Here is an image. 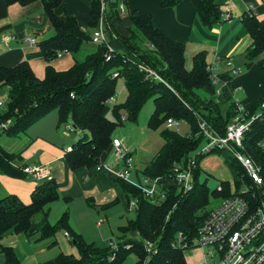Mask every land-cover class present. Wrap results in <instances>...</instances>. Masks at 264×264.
Instances as JSON below:
<instances>
[{"label": "trees", "instance_id": "1", "mask_svg": "<svg viewBox=\"0 0 264 264\" xmlns=\"http://www.w3.org/2000/svg\"><path fill=\"white\" fill-rule=\"evenodd\" d=\"M7 5L27 6L40 1L52 25L54 34L40 43L46 62L57 59L63 53L74 56L75 64L66 71H57L51 65L46 67L44 79H39L27 61L12 67H0V89L8 88V97L0 107V124L11 120L7 130L0 133L11 138L26 133L34 124L49 112H58V127L71 123L74 133L81 135L64 155L70 170L90 171L103 164V154L112 148L114 133L125 121H136L146 102L154 99V110L148 127L158 130L167 119L174 118L190 127L189 134L180 135L175 130L166 129L161 133L164 141L156 156L142 171L150 179L168 178L172 175L175 163H187L190 155L204 142L199 134V123L206 121L210 129L224 136L226 127L236 114L233 92L230 88L231 73L220 74L221 92L211 79L206 54L194 57L192 70L185 67V45L171 40L154 25L153 18L142 10L130 14L129 37L119 36L114 29V20H121L119 5L129 0H111L106 14L111 34L124 49L115 52L111 61H106L107 47L96 45L95 50L80 60L79 54L85 44L92 42V31L101 16L100 0H91L90 28L83 31L73 16L65 20L59 18L55 9L60 2L49 0H4ZM163 8L174 7L183 0H160ZM198 19L207 27L221 20V11L216 0H191ZM243 33L251 36L253 43L244 54L247 62H253L264 55V25L253 13L242 17ZM146 64L153 68L163 79L155 81L138 67ZM264 71V66H261ZM118 73L117 77H113ZM125 81L128 92L123 108L115 104L113 110L116 120L108 117L109 107L105 102L116 96L118 79ZM251 107L254 113L260 103ZM123 116L125 119L123 120ZM264 138V120H257L243 139V151L252 156L256 163L264 167V151L258 143ZM225 155V163L234 176L235 192L246 191L247 197L260 195L246 169L227 150L211 154ZM209 154V155H211ZM206 155V156H209ZM206 156L201 157L204 159ZM194 170V187L187 194L179 192L176 186L170 187L163 201L153 202L139 189L124 180L116 179L127 199L137 201L136 217L120 228L123 239L99 248L87 243L81 235L71 230L65 213L60 227L67 231L72 243L78 248L79 256L59 253L43 264H121L130 254L138 258L136 264H187L185 248L174 246L177 235L182 233L185 240L192 244L198 230L210 211L209 188L207 182H200L202 174L200 162ZM21 155L9 153L0 146V174L12 178L28 177L21 166ZM222 191L216 195L229 197L231 186L221 183ZM219 192V193H218ZM60 198L59 184L54 178H42L32 191L31 200L25 204L21 199L8 194L0 199V264H22L14 248L3 244L4 236L12 231L28 238L38 236L39 241L55 238L57 229L50 221V206ZM119 200L117 199L115 203ZM39 216V219L37 218ZM128 235H135L134 238ZM139 237L140 239H137ZM143 241H142V240ZM145 241L154 244V251L147 252ZM56 242H52L55 245ZM190 248H193L190 246ZM189 249V248H188Z\"/></svg>", "mask_w": 264, "mask_h": 264}, {"label": "crops", "instance_id": "2", "mask_svg": "<svg viewBox=\"0 0 264 264\" xmlns=\"http://www.w3.org/2000/svg\"><path fill=\"white\" fill-rule=\"evenodd\" d=\"M49 1L60 2L59 6L55 9V13L59 18L65 20L68 16H73L77 19L83 31H91V0ZM216 3L220 8L221 16L229 12L231 18L226 21L220 20L212 27L203 25L198 19L191 0H183L176 6L167 8L161 6L160 0H129L125 5L126 13L122 15L121 20H114L113 25L119 36L129 37V28L131 26L130 14L134 10L146 12L152 16L154 25L168 38L185 45V67L187 70H192L194 57L199 53L206 54V61L209 68L213 67L217 69L219 75L227 72L231 73L232 68L240 70L238 74L233 75L231 73L232 80L230 82V88L235 98L236 93H245V99L243 101L238 100L240 104L251 107L264 97V71L260 68V66H264V55L259 57V62L257 63L254 61L247 62L244 58V54L251 47L253 40L250 35L243 33L242 17L246 13H253L264 25V0H216ZM53 34L52 25L40 1L27 6H21L20 4L7 5L4 0H0V67H12L22 61H27L39 79L45 78L46 67L48 65H51L57 71L70 69L75 64L74 56L70 53H63L50 63L44 59L40 49V43L53 36ZM5 37H9V40L3 41ZM28 38H34L36 43L34 45L30 44L27 41ZM89 44L96 45L92 42ZM112 47L117 52L124 53V49L117 41L112 43ZM78 58L80 59V56ZM228 61L232 63V66L227 65ZM242 68H245L246 71L242 72ZM251 76H255L259 80L258 85H263L259 93H255L254 95L243 87V85H249ZM115 104H118L117 97ZM113 106L111 105L109 108ZM56 116V121L58 122V112ZM80 135V133L73 132L67 136L75 137V140L71 142L69 150H71L72 145ZM5 138L12 139L5 135L0 136V146L7 152L16 154L10 150V144L4 141ZM40 139L44 143L42 149L46 152H51L53 158L50 161L44 162L45 164L42 165L30 164L28 166L41 167L43 173L47 175L45 178H54L57 180L59 190L64 189L62 187L63 184L60 183L61 178L60 176L54 175L48 165L59 163L62 167L61 173H63V176L68 177L67 180L79 174L84 187L95 184L101 175H109L105 171L97 172L95 169L90 171L78 169L76 172L70 170L64 158L65 153L69 150H62L50 144L48 141L42 140V138ZM105 161L103 154L101 162L106 164ZM118 167L121 168L120 165ZM134 171L136 174H139L137 165H135ZM112 177L117 183L115 174ZM39 179L42 178L28 176L23 179H17L0 174V199L8 194H12L18 196L23 203L28 204L31 200L32 191L36 187ZM127 183L130 185L133 184L129 181ZM97 224L100 225L99 221ZM13 236L20 238L19 240L27 238L29 241H39L37 239L38 236L28 238L24 234H15L10 231L4 236L3 244L14 248V250L16 246L11 242ZM201 251L202 258L196 264L204 261V251Z\"/></svg>", "mask_w": 264, "mask_h": 264}, {"label": "rangeland", "instance_id": "3", "mask_svg": "<svg viewBox=\"0 0 264 264\" xmlns=\"http://www.w3.org/2000/svg\"><path fill=\"white\" fill-rule=\"evenodd\" d=\"M111 38L113 42H116L118 39L117 36L114 37L112 34ZM95 48L96 45L85 44L79 54L80 59L83 60ZM254 62H259V58ZM245 71L246 69L242 68V72ZM258 82L259 80L255 76H251L249 85H243V87L254 95L255 93H259L263 86L258 85ZM127 96L128 92L125 81L119 78L116 90L117 105L122 108V114L128 117V112L123 108ZM7 97L8 88L0 89V100H6ZM245 97V93H236V98L240 101H243ZM153 110L154 99L150 98L141 109L136 121L129 120L128 118L114 133V139L121 141L124 147L133 154L135 164L139 171V174H136L135 171L132 172L129 178V182L133 183L131 185L134 187L143 182L144 175L142 171L156 156L164 143L161 138V133L167 129L166 126L163 125L156 131L148 127V121ZM107 113L110 119L116 120V116L111 108H109ZM56 115V110H53L40 119L26 133L21 134L20 137L12 139L5 138L4 141L10 144V150L21 155V166L25 167L30 164L42 165L45 164L44 162L52 160L51 152H46L42 149L44 143H42L40 138L55 145L57 148L69 150L71 142L75 140V137H67L63 127H58ZM175 131L180 135H186L189 134L190 127L187 123L182 122ZM227 153L235 157L233 151L227 150ZM104 158L106 160L105 165L110 168V171L107 173L111 176L101 175L95 184H90L87 187L83 186L79 174L67 180L68 177L63 176V173H61L62 167L59 163L48 165L54 175L60 176V183L63 184L62 187L64 188L60 190L59 200L50 206L49 221L57 229L56 236L50 240L37 242L29 241L27 238L19 240L20 238L13 236L11 242L16 246L15 250L22 264H43L53 259L59 253L74 255L76 257L79 256L78 248L72 243L73 238L68 239L65 236V229L60 227V222L65 213L69 215L68 224L71 230L81 235L89 244H95L99 248H105L110 244L116 246L122 241L123 236L120 228L126 225L129 220L135 219L136 213L135 209H129L127 199L122 194L118 184L113 180V174L120 168L115 162L112 148L104 153ZM199 162L200 168L202 169L199 181L207 182L209 188V204L206 211H211L223 200L221 195H216L217 192L215 193V190L218 191V187L221 186L222 182L230 184L231 192L236 191L234 187V176L230 168L226 165L225 155L222 153L211 154L204 159L201 158ZM117 199L119 201L115 203ZM37 218L39 219V216ZM100 220H104V222L98 225L97 223ZM128 237L134 238L135 235H128ZM137 239L140 238L137 237ZM52 242H56V244L52 245ZM184 255L187 264H196L202 258V251L198 247L189 248L185 250ZM137 261V256L130 254L121 264H136ZM210 264H218V259L215 257L213 261H210Z\"/></svg>", "mask_w": 264, "mask_h": 264}, {"label": "built area", "instance_id": "4", "mask_svg": "<svg viewBox=\"0 0 264 264\" xmlns=\"http://www.w3.org/2000/svg\"><path fill=\"white\" fill-rule=\"evenodd\" d=\"M111 0H100L101 16L98 25L92 33V43L96 45L104 44L107 47L106 61H111L116 50L112 47L111 30L106 20L108 6ZM121 15L126 13L124 3L119 5ZM231 14L229 12L221 16L222 21L229 20ZM114 36V35H113ZM116 37V36H114ZM9 37H5L3 41H8ZM27 41L34 45L36 40L28 38ZM228 66H232L230 61ZM139 69L145 72L155 81L163 82L161 76L144 63L138 65ZM211 79L218 87L217 94L221 92V82L217 69L209 68ZM240 70L232 68L233 75L238 74ZM118 73H114L113 77H117ZM236 105V114L226 127L225 135L221 136L212 131L206 121L199 123L200 132L204 142L189 157L187 163H175L172 168V175L168 178L150 179L145 177L139 189L147 198L157 203L163 201L166 197L167 190L176 186L179 192L187 194L194 187V170L197 167V159L209 155L218 150L233 151L237 160L246 169L248 175L253 179L255 186L260 188V195L252 194L247 197L246 191L239 194L232 192V195L223 198L221 203L210 211L202 225L198 230V236L189 244L182 233L177 235L174 246L185 249L190 246L198 247L204 251V261L200 264H209L216 257L218 264H264V167L256 163L252 156L246 154L243 150V139L245 134L250 130L251 125L257 120H264V101L260 103L256 112H251L250 106L240 104L239 100L233 96ZM116 96L108 99L105 104L109 107L115 105ZM6 100H0V107H3ZM125 117L123 116V120ZM182 121L169 118L165 122V126L169 130H175L181 125ZM11 125V120L0 124V133L7 130ZM65 135L69 136L74 132L71 123L62 125ZM261 150L264 151V138L258 143ZM112 149L114 151L115 162L121 168L115 172L117 179L129 181L131 173L135 169V161L133 155L128 151L123 143L118 139L113 140ZM97 172L110 171L109 166L101 164L95 168ZM29 177L45 178L46 174L43 169L37 166H27L23 169ZM221 192V186L218 187ZM137 207V201L132 200L129 203V209L134 210ZM103 220L99 221L102 224ZM65 236L71 239L68 232ZM147 252L154 251V244L145 241Z\"/></svg>", "mask_w": 264, "mask_h": 264}]
</instances>
